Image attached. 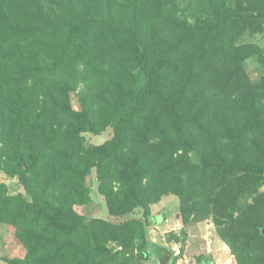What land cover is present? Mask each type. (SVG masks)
Segmentation results:
<instances>
[{"label": "trees", "instance_id": "obj_1", "mask_svg": "<svg viewBox=\"0 0 264 264\" xmlns=\"http://www.w3.org/2000/svg\"><path fill=\"white\" fill-rule=\"evenodd\" d=\"M181 3L0 0V168L26 190L0 184V222L27 249L5 264H144L170 193L184 225L213 217L239 264H264V80L243 64L264 49L235 45L264 33V0L194 19ZM93 171L111 215L143 219L78 212Z\"/></svg>", "mask_w": 264, "mask_h": 264}, {"label": "rangeland", "instance_id": "obj_2", "mask_svg": "<svg viewBox=\"0 0 264 264\" xmlns=\"http://www.w3.org/2000/svg\"><path fill=\"white\" fill-rule=\"evenodd\" d=\"M180 1H182L180 4L181 10L192 19L207 12L206 9L210 4L209 0ZM247 44H254L264 49V33L251 34L246 32L235 40V45L238 48ZM243 64L250 84L253 87L261 84L264 80V60L262 55L260 53L250 55L244 59ZM75 94L77 95V92ZM73 104L75 108H80V103L76 96ZM113 135L114 128L109 126L98 135H87L86 144L88 146L100 145L111 139ZM2 183L7 184L11 195L20 193L26 195L25 187L20 182L19 177L17 175H9L0 168V184ZM88 183L91 187L92 200L84 205H77L76 209L78 212L88 217H100L115 223H121L133 217L143 219V208H137L134 212L120 217L110 214L106 198L99 190L100 181L97 178L96 171H93L89 176ZM260 192H264V186L260 188ZM153 212L155 217L153 216L152 223L148 226L151 250L149 260L144 264H158L162 258L163 264H173L175 258L177 262L182 261V264H189L190 258L187 257V249L192 252L190 254L193 257V263L213 260L215 264H225L226 262L239 264L231 246L221 237L213 217L200 222L203 224V228L193 234L194 237L192 238L194 241L191 242V245L189 244L190 249L189 246L187 247L189 233H185L186 230L182 229L184 226L182 225L181 199L178 195L173 193L164 195L159 202L152 205ZM202 237H204V240ZM175 245H179L178 249L180 250L178 252ZM159 247L165 249L160 252L158 250ZM173 247H175V250ZM256 252L263 253L264 249L256 250ZM26 253L25 245L17 239L15 234L5 224L0 222V264L6 263V256L23 258Z\"/></svg>", "mask_w": 264, "mask_h": 264}, {"label": "crops", "instance_id": "obj_3", "mask_svg": "<svg viewBox=\"0 0 264 264\" xmlns=\"http://www.w3.org/2000/svg\"><path fill=\"white\" fill-rule=\"evenodd\" d=\"M153 214V216L155 217V215H154V212L152 213ZM158 218V217H157ZM157 218H156V221H157ZM182 225L184 226L182 229H185L186 231H187V233H189V239L187 240L188 241V244H187V247L189 246V244L191 245V242L192 241H194V239L192 238V237H194V233H196L197 231H199L200 229H202L203 228V224L202 223H195V224H190V225H184L183 224V222H182ZM199 233V232H198ZM202 239L204 240V237H202ZM154 240V239H153ZM156 241V240H155ZM196 241V240H195ZM175 244H178V243H175ZM176 247H177V252L180 250V249H178L179 248V245H175ZM173 249L175 250V247H173ZM189 249H190V246H189ZM188 254H187V257L188 258H190L189 260H190V262H189V264H215V262L213 261V260H207V261H205L204 260V262L203 263H198L197 261L196 262H194L193 263V257H192V254H190V253H192L190 250H188L187 249V251H186ZM175 254L176 255H178L176 252H175ZM160 259V258H159ZM182 260V259H181ZM234 263V262H233ZM233 263H231V264H233ZM158 264H163V258H162V260H161V262H160V260H159V263ZM175 264H182V261H176V263ZM219 264H222V263H219ZM225 264H229L228 262H226Z\"/></svg>", "mask_w": 264, "mask_h": 264}]
</instances>
